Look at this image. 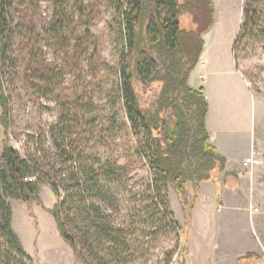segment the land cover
Masks as SVG:
<instances>
[{
  "label": "trees",
  "instance_id": "16d2710c",
  "mask_svg": "<svg viewBox=\"0 0 264 264\" xmlns=\"http://www.w3.org/2000/svg\"><path fill=\"white\" fill-rule=\"evenodd\" d=\"M107 1L114 11L116 35L126 56L118 72V98L131 135L146 136L139 152L154 173L149 199L143 211H135L126 225L116 222L115 203L107 184L119 178L121 168L110 161L101 163L88 153L91 143L101 145L99 108L83 92L66 97L62 114L48 129L49 151L23 158L12 149L7 134L9 102L3 86L6 66L17 65L10 55L17 49L25 54L24 81L48 97L61 88L67 74L81 79L83 64L87 60L97 63L99 52L91 32L95 13L89 11L84 0H52V17L42 29L28 19L14 22V5L22 7L27 17L31 6L25 0H0V125L4 128L0 151V264H32L12 229L8 200H38L41 181L48 183L55 197L49 213L76 264H128L141 258L145 250L138 236L143 214L154 213L160 230H181L170 220L172 214L163 195L166 186L179 198L190 225L188 215L201 184L225 169L226 160L209 143L208 104L203 89L193 90L187 84L203 50L202 36L214 23L212 0ZM184 16L190 18L193 28L181 26ZM250 44L264 46V0H244L232 51ZM47 52L60 58V66L47 60ZM152 52L156 59L149 56ZM137 82L160 84L153 110L141 105ZM109 124L107 132L120 131L114 117ZM187 184L192 188V204L185 200ZM175 260L188 264L187 242L179 247Z\"/></svg>",
  "mask_w": 264,
  "mask_h": 264
},
{
  "label": "rangeland",
  "instance_id": "374dc122",
  "mask_svg": "<svg viewBox=\"0 0 264 264\" xmlns=\"http://www.w3.org/2000/svg\"><path fill=\"white\" fill-rule=\"evenodd\" d=\"M25 1L31 6L27 17L24 16L22 7L14 5V22L28 19L33 21L38 29L45 27L52 17V0ZM218 1L224 17L228 15L236 21L239 11L242 22L244 0H215L216 3ZM84 4L89 11L95 13L91 32L97 40L99 59L97 63L96 60H87L83 64L81 79L74 74H67L61 88L45 97L43 90H33L24 81L25 54L17 49L10 55L17 65L8 64L3 75V86L9 102L8 143L23 158L43 155L51 148L48 129L62 114L66 97H73L75 93L81 92L91 96L92 102L99 108L97 117L101 145L95 147L91 143L87 151L101 163L110 161L121 168L119 178L107 184V189L115 203L116 222L126 225L135 211H143L149 199L148 191L153 184L154 173L139 152L146 136L144 133L139 138L131 135L122 103L118 98V72L126 56L120 38L116 35L114 11L107 0H84ZM71 6L70 4L69 8ZM180 22L183 28H193L188 16L182 17ZM224 25L223 21L222 28ZM232 55L236 69L249 85L254 104L257 103L261 107V113L256 119L255 106L248 114V124L252 123L253 132L255 131L254 151L249 156L253 157L254 162L240 172L239 177H235L233 189L230 184L220 185L228 190L224 192L229 196L227 204L217 199L213 209L202 204L193 211L194 202L188 215L190 225L187 221V211L183 209L175 192L166 186L163 195L167 209L172 214L170 220L181 230L175 233L160 230L154 213L148 212L147 216L143 214L138 226V236L145 250L141 258L128 264H177V251L185 242L188 264H232L233 256L239 257L237 264H264V46L250 44L238 47L232 51ZM149 56L156 59L153 52ZM47 60L52 65L60 66V58L50 52H47ZM223 80L227 85H232L229 78ZM136 90L141 105L153 110L160 92V84L155 82L145 85L137 82ZM169 115L170 112H167L166 117ZM240 116L243 122L244 116ZM112 117L120 126L119 132H107ZM3 133L4 128L0 125V151L4 143ZM216 177L214 174L208 181L211 182L210 185L216 186ZM37 197L38 200L32 202L8 200L12 211V229L18 236L24 252L31 258L32 264H76L71 250L61 239L55 221L49 213L56 200L47 182L39 183ZM185 200L188 204L193 203L190 184H187ZM193 226L195 238L191 245L193 254L189 260V242L190 238L193 239Z\"/></svg>",
  "mask_w": 264,
  "mask_h": 264
},
{
  "label": "crops",
  "instance_id": "0c3cea01",
  "mask_svg": "<svg viewBox=\"0 0 264 264\" xmlns=\"http://www.w3.org/2000/svg\"><path fill=\"white\" fill-rule=\"evenodd\" d=\"M212 3L215 21L210 30L202 36L203 50L198 63L189 75L187 84L193 90L203 89V96L208 104L206 130L209 143L226 160V164L223 172L215 174L216 186L210 185L211 182L201 184L193 211L202 204L213 209L217 199L227 204L229 196L224 192L228 190L220 185L230 184V188L233 189L235 177H239V173L246 170L242 167V163L254 151L255 137L252 123L248 124V114L251 113L253 106H255V119L261 113V107L257 103L254 104L249 85L241 72L236 69L233 60L232 46L239 31L241 14L238 11L236 21L228 15L224 17L219 1L216 3L212 0ZM223 21L225 25L222 28ZM226 77L232 81V85L226 84L223 80ZM240 115L244 116L243 122ZM225 174L233 176H225ZM193 225H195L194 221ZM193 228L195 229V226L191 227L193 239L190 238L189 242V260L193 254L191 246L195 238ZM211 257L213 258V254ZM238 258L233 256L231 263L237 264Z\"/></svg>",
  "mask_w": 264,
  "mask_h": 264
},
{
  "label": "built area",
  "instance_id": "2783aa9c",
  "mask_svg": "<svg viewBox=\"0 0 264 264\" xmlns=\"http://www.w3.org/2000/svg\"><path fill=\"white\" fill-rule=\"evenodd\" d=\"M253 162H254L253 157H249L242 163V167L249 168L253 164Z\"/></svg>",
  "mask_w": 264,
  "mask_h": 264
}]
</instances>
